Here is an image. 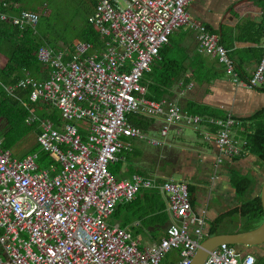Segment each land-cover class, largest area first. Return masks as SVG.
I'll use <instances>...</instances> for the list:
<instances>
[{
	"label": "built area",
	"instance_id": "obj_1",
	"mask_svg": "<svg viewBox=\"0 0 264 264\" xmlns=\"http://www.w3.org/2000/svg\"><path fill=\"white\" fill-rule=\"evenodd\" d=\"M191 1L95 0L90 23L100 34L102 48L82 41L73 51L41 46L37 57L48 66L45 79L25 70L15 84L0 82L27 109L26 123H38L42 151L57 163L41 168L39 153L14 157L0 137V264H161L172 250L180 252L179 264H191L205 222L193 213L187 183L172 179L157 183L141 175L117 180L109 171L118 152L131 147V139L162 146L175 124L197 131L211 124L217 130L204 133V138L214 137L223 155L235 157L245 151L247 142L231 135V128L239 124L233 116L207 119L184 113L176 99L147 97L144 75L170 35L183 26L198 31L199 50L218 56L237 84L264 86V43L256 71L243 81L219 37L190 20ZM0 20L34 29L39 14L0 11ZM20 91H27L28 99ZM37 103L56 108L61 122L40 117L33 107ZM130 114L160 119L163 139L147 137L130 121ZM222 160L220 156L218 162ZM143 189H158L168 196L171 223L160 242L142 250L130 230L109 219L119 202H131ZM204 264H255V257L242 258L223 243Z\"/></svg>",
	"mask_w": 264,
	"mask_h": 264
},
{
	"label": "crops",
	"instance_id": "obj_2",
	"mask_svg": "<svg viewBox=\"0 0 264 264\" xmlns=\"http://www.w3.org/2000/svg\"><path fill=\"white\" fill-rule=\"evenodd\" d=\"M188 12L191 16L190 20L204 24L219 39L223 37V44L234 61L239 78L243 81L250 79L263 55L264 0H193ZM150 73L153 74L152 81L168 80V76H172L171 84L164 87L166 93L161 100H178L184 113L200 115L207 119L227 118L231 115L239 120V124L231 128V135L239 141H246L247 145L246 135L252 133L255 119H258L256 116L260 114L264 117V86L248 88L237 84L226 72L218 56L199 50L198 31L192 27H180L170 35L169 42L161 48L151 71L146 74ZM189 84L192 87L182 94ZM191 105L206 109L209 114L214 115L191 112L188 109ZM153 120L154 123L149 131L142 130L143 133L147 137L163 139L160 134V119ZM185 128L190 127L182 124L173 125L168 136L163 139L162 146H153L147 139H131V147L118 152V160L121 152L136 151V157L130 164L139 168L142 166L153 168L154 174L134 173L121 180H131L135 175H141L150 177L157 183H163L173 180V176L178 174L181 178L178 182H185L192 188L193 213L204 219V234L201 241L214 235L244 233L261 226L264 221L261 201L264 160L250 153L247 145L242 155L235 157L223 155L214 137L209 141L204 138V133L215 132L216 126L204 124L198 131L190 128L194 136L186 135ZM154 132H157L158 136L153 134ZM156 148H160L161 154L153 160L146 152ZM141 150L144 154L140 157L138 152ZM220 156L223 157L222 162H218ZM51 164L57 163L53 160ZM233 174L250 182L244 195H238L232 185ZM143 191H154L161 196L167 219L163 223L161 217L150 215L146 218L151 219L150 223L135 217L126 224L124 228L130 230L142 250L160 242L171 223L168 196L161 190H140L131 202L122 201L117 205L132 203L137 199L138 203L130 207V213L132 209L136 211V208H142L144 205L156 206L155 199L137 198ZM258 199L263 210L261 216L251 218L241 212L240 208L243 204ZM221 215H225L224 218L216 222ZM109 221L117 222L122 226L124 219L122 217L114 219L112 214ZM213 229L217 230L216 233L210 234ZM231 246L242 258L253 255L255 264H264V243L253 246L244 244ZM180 260V252L172 250L164 257L161 264H179Z\"/></svg>",
	"mask_w": 264,
	"mask_h": 264
},
{
	"label": "trees",
	"instance_id": "obj_3",
	"mask_svg": "<svg viewBox=\"0 0 264 264\" xmlns=\"http://www.w3.org/2000/svg\"><path fill=\"white\" fill-rule=\"evenodd\" d=\"M4 2L8 4V7L3 5ZM95 5V0H0V11L16 13L22 10H30L39 14V21L34 29L31 27L20 29L0 20V59H3L2 64H0V81L4 84L17 83L24 76L25 70L37 79H45L48 66L41 63L37 57V51L41 46H48L54 49L66 48L69 51H73L75 44L78 41H82L92 43L96 49L102 48L103 43L100 34L94 25L90 23ZM223 40V37L220 38L221 44L224 46ZM152 77V73L144 75L142 83L148 89L147 97L158 101L165 95L164 87L171 84L172 76H168V80L160 81H152ZM19 94L28 99L27 91L26 93L20 91ZM33 107L40 117L49 118L55 124H59L62 120L60 112L50 105L37 103ZM188 109L201 115H214L209 114L206 109L194 105L189 106ZM27 115L28 111L23 104L7 94L0 84V137L3 138L4 148L10 149L14 143H17L18 134H21L25 128H39L38 123L30 125L32 127L26 126ZM256 118L258 119H255L256 122L252 133L246 135L248 141L247 150L264 160V117L259 114ZM129 119L135 126L145 132H148L154 123L153 119L134 114H130ZM246 122L247 120H245ZM159 151L160 148L150 151L153 154V160L159 157L161 154ZM135 152H121L120 159L109 164V171L117 180L130 177L134 173L143 175L154 174L153 168H143V166L139 168L130 164L136 157ZM30 153H39L38 165L41 168L49 167L53 162V159L44 151L33 150ZM138 153L140 157L144 154L142 150ZM231 183L238 195H244L250 186L249 181L236 174L231 176ZM188 189L192 203L193 191L190 187ZM141 194L137 198L141 197L143 200L155 199L156 206L146 207L144 205L142 208H136V211L132 209L130 213V207H134L138 203L137 199V201L135 200L132 203L117 205L113 218L119 219L122 217L124 219L123 227H126V224L135 217L138 220H146L147 223L151 221V219H146L150 215L161 217L163 223L167 219L165 206L161 203V196L157 192L143 191ZM240 210L251 218L263 214L260 199L243 204ZM224 216H219L216 222H220ZM216 231V229H213L210 234H214Z\"/></svg>",
	"mask_w": 264,
	"mask_h": 264
},
{
	"label": "water",
	"instance_id": "obj_4",
	"mask_svg": "<svg viewBox=\"0 0 264 264\" xmlns=\"http://www.w3.org/2000/svg\"><path fill=\"white\" fill-rule=\"evenodd\" d=\"M261 201L264 210V185L262 188ZM244 244L248 246L261 245L264 243V221L261 226L251 231L238 234H218L202 241L197 249L191 264H204L211 251L221 244Z\"/></svg>",
	"mask_w": 264,
	"mask_h": 264
},
{
	"label": "rangeland",
	"instance_id": "obj_5",
	"mask_svg": "<svg viewBox=\"0 0 264 264\" xmlns=\"http://www.w3.org/2000/svg\"><path fill=\"white\" fill-rule=\"evenodd\" d=\"M3 59H0V64H2ZM26 125V124H25ZM27 127H32L30 125H26ZM185 133L188 136H194V132L190 128H185ZM40 133V129L38 127H32V128H25L24 131H22L21 134H18L17 138V143H14L10 150L12 151L14 157H21L23 155H26L33 150L38 151L41 150L42 148L40 146V143L38 141V134ZM156 136H158L157 132H154ZM2 138V137H1ZM3 140V138H2ZM152 151V150H149ZM148 153L149 158L153 156L151 152H146ZM181 178L178 174H175L173 176L174 181H179ZM215 199V198H214ZM178 261V259H176Z\"/></svg>",
	"mask_w": 264,
	"mask_h": 264
}]
</instances>
